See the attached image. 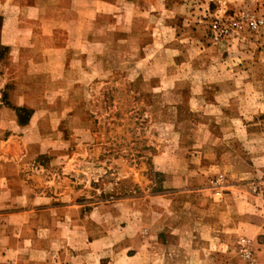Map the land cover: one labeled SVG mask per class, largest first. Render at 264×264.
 Segmentation results:
<instances>
[{
  "label": "rangeland",
  "instance_id": "obj_1",
  "mask_svg": "<svg viewBox=\"0 0 264 264\" xmlns=\"http://www.w3.org/2000/svg\"><path fill=\"white\" fill-rule=\"evenodd\" d=\"M244 172L262 208L264 0H0V264H264L242 207L216 248L175 194Z\"/></svg>",
  "mask_w": 264,
  "mask_h": 264
},
{
  "label": "crops",
  "instance_id": "obj_2",
  "mask_svg": "<svg viewBox=\"0 0 264 264\" xmlns=\"http://www.w3.org/2000/svg\"><path fill=\"white\" fill-rule=\"evenodd\" d=\"M122 8L128 9L129 7H132L133 9L138 10V14L140 15L138 6H136L135 1L132 3H122L121 4ZM64 10H72L73 11V16L71 17V20H65V17L62 16L60 18V26H72L73 31L74 28H76V31H82L85 32L86 29L89 32V36L95 35L92 33V30L90 28H95L96 20H97V10L94 7L89 6V8H84L82 9L80 4L78 2L68 4L64 7ZM154 9L157 8H153ZM107 11L109 9L106 8ZM105 11V9H104ZM106 12V11H105ZM104 12V17L108 19L109 15L105 14ZM110 12V11H109ZM137 15V16H139ZM68 21V22H66ZM93 22V23H92ZM92 24V25H91ZM91 25V26H90ZM110 27V21L109 25L107 27ZM86 31V32H87ZM251 174L250 172H244L240 174L236 182L230 183L226 187V193L223 194V201L221 203H217L216 200L214 199L212 192L204 187H199V188H193V189H185L183 191H175V194L181 196L184 198L186 201L185 206H188L189 209H192L190 207L189 201L192 204L196 203L193 206V209L196 212L200 213H216V217L212 220H207L206 214L203 217H200L199 220L195 222L196 225L199 226L200 229H198L197 234L201 235V238L204 237L202 235H210L211 242L216 248L220 247V244L223 241V237L225 234V215H226V202H233V208L239 206L240 208L242 207V215L243 219L242 221H239L237 225L233 222L234 230L236 226H238V231L240 235L247 236L251 239L256 238L257 241H259V258L262 257V254H264V206L262 208L257 207V199L251 195V193L248 191V184H251ZM176 195V196H177ZM164 197L167 196H160V199H166ZM256 199V200H255ZM171 203H173V196L170 195L168 198ZM74 209V208H73ZM72 211V210H71ZM192 211V210H191ZM28 212H25L27 214ZM75 213V212H73ZM172 213V211H171ZM79 218V216H76ZM258 218L260 219V222L258 224H254L252 219ZM196 220V219H195ZM194 220V221H195ZM186 225V224H185ZM185 225L184 223H176L175 224V230L171 229L170 235H175L178 236L176 237V241L180 244H187L189 240L186 238V234H188L185 230ZM66 230H68V222H66ZM79 226V224H78ZM230 227V226H229ZM205 235V236H206ZM194 237L193 235H190V238ZM66 255H68L69 258L74 260V258L79 256L76 252H72L70 249H67L64 251ZM100 253L103 254L101 251ZM139 256V252L135 255V257ZM70 259V260H71ZM60 264H62L60 260Z\"/></svg>",
  "mask_w": 264,
  "mask_h": 264
},
{
  "label": "built area",
  "instance_id": "obj_3",
  "mask_svg": "<svg viewBox=\"0 0 264 264\" xmlns=\"http://www.w3.org/2000/svg\"><path fill=\"white\" fill-rule=\"evenodd\" d=\"M256 27V24H253L252 25V28H255ZM216 39V38H215ZM247 258L249 257L248 255L246 256Z\"/></svg>",
  "mask_w": 264,
  "mask_h": 264
}]
</instances>
